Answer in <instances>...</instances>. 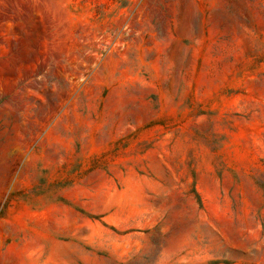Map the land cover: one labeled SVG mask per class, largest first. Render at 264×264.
<instances>
[{"label": "rangeland", "instance_id": "obj_1", "mask_svg": "<svg viewBox=\"0 0 264 264\" xmlns=\"http://www.w3.org/2000/svg\"><path fill=\"white\" fill-rule=\"evenodd\" d=\"M0 264H264V0H0Z\"/></svg>", "mask_w": 264, "mask_h": 264}]
</instances>
